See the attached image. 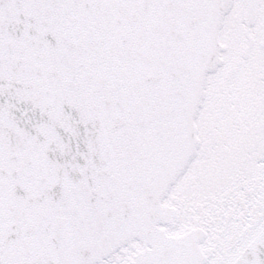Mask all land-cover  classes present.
Masks as SVG:
<instances>
[{
    "label": "snow or ice",
    "instance_id": "snow-or-ice-1",
    "mask_svg": "<svg viewBox=\"0 0 264 264\" xmlns=\"http://www.w3.org/2000/svg\"><path fill=\"white\" fill-rule=\"evenodd\" d=\"M0 264H264V0H0Z\"/></svg>",
    "mask_w": 264,
    "mask_h": 264
}]
</instances>
